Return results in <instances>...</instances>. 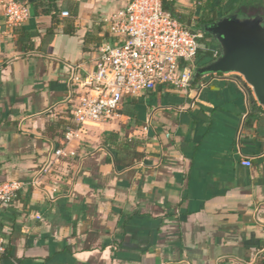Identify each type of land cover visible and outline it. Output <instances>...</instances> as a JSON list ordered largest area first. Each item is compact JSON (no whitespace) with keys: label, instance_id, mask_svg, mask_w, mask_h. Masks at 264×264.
I'll return each instance as SVG.
<instances>
[{"label":"crops","instance_id":"obj_1","mask_svg":"<svg viewBox=\"0 0 264 264\" xmlns=\"http://www.w3.org/2000/svg\"><path fill=\"white\" fill-rule=\"evenodd\" d=\"M8 1L0 0V183L29 185L0 214L10 249L0 264H264V107L252 89L236 74L205 76L186 94L126 99L119 118L86 126L77 157L35 188L64 139L47 126L72 125L69 100L85 92L75 78L93 72L107 21L130 0H59L53 37L51 17L35 9L48 1L16 0L30 10L17 27L39 32L28 53L6 23ZM252 1L264 16V0ZM197 4L177 6L199 15ZM241 4L228 0L225 12ZM127 131L143 141L141 158L112 144L109 134Z\"/></svg>","mask_w":264,"mask_h":264},{"label":"built area","instance_id":"obj_2","mask_svg":"<svg viewBox=\"0 0 264 264\" xmlns=\"http://www.w3.org/2000/svg\"><path fill=\"white\" fill-rule=\"evenodd\" d=\"M181 1L130 0L126 8L107 21L110 38L97 49L95 69L85 77L75 78L85 90L69 100L70 120L75 127L66 131L62 145L54 149L31 186L39 187L55 166L60 169L75 159L77 152L73 145L82 139L85 127L119 118L126 99L159 90L189 92L195 81L198 53L207 46L202 31L184 26L165 11L164 3L177 5ZM4 12L6 23L11 27L21 26L30 18L28 6L16 0L5 3ZM62 16L69 17V12H63ZM228 75L231 74H223ZM60 181L56 177L53 182L54 192ZM27 185L21 181L0 183V214L16 201ZM6 252V242L0 236V256Z\"/></svg>","mask_w":264,"mask_h":264},{"label":"water","instance_id":"obj_3","mask_svg":"<svg viewBox=\"0 0 264 264\" xmlns=\"http://www.w3.org/2000/svg\"><path fill=\"white\" fill-rule=\"evenodd\" d=\"M203 30L214 38L220 55L197 67L194 80L205 75L236 74L264 107V16L235 13L204 25Z\"/></svg>","mask_w":264,"mask_h":264},{"label":"trees","instance_id":"obj_4","mask_svg":"<svg viewBox=\"0 0 264 264\" xmlns=\"http://www.w3.org/2000/svg\"><path fill=\"white\" fill-rule=\"evenodd\" d=\"M48 2H40L35 4L36 6V15H46L50 16L52 19V26L47 30L46 37H53L56 34V24L58 23L57 15L60 13V9L57 5L59 0H47ZM228 0H198L197 10L200 11V14L197 15L196 11H187L180 10L175 3L166 2L164 3V9L170 13L174 18L178 19L181 24L191 28L192 30H200L204 34L203 42L206 44L207 48L200 50L198 53V58L196 61L197 67L203 66L214 61L219 55L220 50L215 42L214 38L205 33L203 26L206 24L214 23L221 18L229 16V13L225 12V4ZM262 6L256 2H249V0H242L240 5L239 12L245 15H254L259 13V9ZM14 32L17 35V43L22 49L23 52H31L35 49V43L33 39L39 35L38 31H27L23 27H15ZM65 33L68 35H73L76 32L74 24L68 23L65 27ZM88 47V45H87ZM219 77H223V74H219ZM201 78L196 79V82H199ZM248 92L251 93V89L247 88ZM258 107L255 105L254 109ZM71 126L64 128L60 133H56L55 130H60L61 123L56 122L55 124L48 125L46 133L51 137H62L65 135L66 131L75 127L73 123ZM113 140V145H116L117 148L124 150H133L137 158L143 156V152H139L138 147L142 146L144 143L142 140L130 137L129 131L127 134L120 138L118 133L109 134ZM10 249H7V252L2 256L8 254ZM1 257V256H0Z\"/></svg>","mask_w":264,"mask_h":264},{"label":"rangeland","instance_id":"obj_5","mask_svg":"<svg viewBox=\"0 0 264 264\" xmlns=\"http://www.w3.org/2000/svg\"><path fill=\"white\" fill-rule=\"evenodd\" d=\"M180 10H183V8H179Z\"/></svg>","mask_w":264,"mask_h":264}]
</instances>
